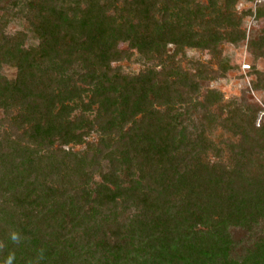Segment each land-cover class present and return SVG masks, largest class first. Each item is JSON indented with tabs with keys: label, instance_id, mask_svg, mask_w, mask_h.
I'll return each instance as SVG.
<instances>
[{
	"label": "trees",
	"instance_id": "16d2710c",
	"mask_svg": "<svg viewBox=\"0 0 264 264\" xmlns=\"http://www.w3.org/2000/svg\"><path fill=\"white\" fill-rule=\"evenodd\" d=\"M239 1L0 0V264H264V129L236 109L229 156L211 148L193 97L217 73L176 61L245 40ZM120 43L148 66L113 67Z\"/></svg>",
	"mask_w": 264,
	"mask_h": 264
},
{
	"label": "rangeland",
	"instance_id": "374dc122",
	"mask_svg": "<svg viewBox=\"0 0 264 264\" xmlns=\"http://www.w3.org/2000/svg\"><path fill=\"white\" fill-rule=\"evenodd\" d=\"M2 5L3 3L0 2V6ZM258 9H262L264 12V0H240L237 3L235 7L237 13L249 10L252 12V15L244 18L241 25V29L245 32V40L237 45L220 41L214 51L184 48L176 58V61L180 62L183 68L189 66L190 61H199L207 64L213 72L217 73L214 79L205 78L199 81V91L193 97V102L194 98L199 102H203L206 97L211 98L212 103L209 107V113H207L209 119L203 123L202 131L208 145L211 148L218 147L223 150L226 157L230 154L228 142L235 143L237 137L233 135L231 129L222 125V121L236 109L241 110L243 116H246L248 120L254 117L255 129L262 127L264 129V78L259 80L254 74L255 70L264 73V58L259 56L260 40L264 37V14L257 16ZM21 28L22 22L12 21L7 27V33L13 34ZM29 41V44L33 43V40L30 39ZM119 48L129 52L130 55L122 62L113 64V67H119L124 73L137 74L148 66L136 50H128L127 44L120 43ZM173 50L174 47L171 45L166 49L168 54H171ZM223 62L229 66L225 72L220 70V65ZM159 69L158 67L157 70ZM1 74L9 80H14L16 69L3 65ZM191 111L190 123L198 122L205 113L202 108ZM2 116V111H0V119ZM96 140L97 135L95 133L87 138L89 142ZM84 147L85 145H80L73 149L74 151H81ZM63 149L67 151L68 147ZM214 153V150L211 149L209 154L211 161H216ZM229 233L235 242L233 256H240L246 248L251 247L252 239L244 229L230 228Z\"/></svg>",
	"mask_w": 264,
	"mask_h": 264
},
{
	"label": "clouds",
	"instance_id": "9594fccd",
	"mask_svg": "<svg viewBox=\"0 0 264 264\" xmlns=\"http://www.w3.org/2000/svg\"><path fill=\"white\" fill-rule=\"evenodd\" d=\"M14 239H15V237H14ZM11 260H12V257L10 256V257L8 258L7 264H11Z\"/></svg>",
	"mask_w": 264,
	"mask_h": 264
}]
</instances>
